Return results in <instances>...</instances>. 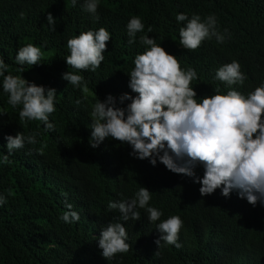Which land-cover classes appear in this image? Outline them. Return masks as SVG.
Listing matches in <instances>:
<instances>
[{"label":"trees","instance_id":"obj_1","mask_svg":"<svg viewBox=\"0 0 264 264\" xmlns=\"http://www.w3.org/2000/svg\"><path fill=\"white\" fill-rule=\"evenodd\" d=\"M48 12L56 19V31L47 24ZM178 13L202 19L214 14L219 31L228 29L225 42L218 44L213 37L187 51L178 42L184 24L176 22ZM97 14L94 21L83 0L75 7L71 0H0V54L9 73L34 74L37 85L57 90L56 111L49 117L55 131L48 132L42 122L19 120V108L7 104L0 78V152L8 154V135L39 133L37 144L26 143L14 150L10 163H0V194L6 198L0 208V264H264V205L254 207L236 191L224 197L221 189L202 197L193 178L174 174L159 161L152 166L130 156L129 145L109 138L92 148L89 129L97 97L103 101L108 94L131 92L127 73L135 55L144 51L141 35L154 37L182 67L196 69L199 79L192 86L198 96L212 94L218 84L225 88L213 77L232 60L240 62L248 77L242 87H234L244 93L254 90L264 81V0H100ZM132 16L142 18L145 31L129 45L126 25ZM100 27L109 30L111 40L100 68L78 73L87 81L84 92L62 79L63 73L76 72L64 60L70 54L67 40ZM28 43L40 46L44 55L40 64L24 65L18 72L17 50ZM195 171L203 176L202 166ZM140 186L153 192L150 206L163 211L161 220L170 215L183 219L182 247L164 242L158 247L160 221L150 223L138 208L140 220L121 221L132 249L106 260L98 246L101 229L121 216L108 209V202L130 199ZM66 204L79 213L78 222L60 219L68 211Z\"/></svg>","mask_w":264,"mask_h":264},{"label":"clouds","instance_id":"obj_2","mask_svg":"<svg viewBox=\"0 0 264 264\" xmlns=\"http://www.w3.org/2000/svg\"><path fill=\"white\" fill-rule=\"evenodd\" d=\"M71 2L75 7L78 0ZM99 6L100 0H83L84 10L93 15L94 21L99 20ZM20 16L23 18L24 13ZM175 19L178 24L184 22L179 29L178 42L187 51L197 50L213 37L218 44L226 40L228 29H224V33L219 31L214 14L202 19L196 13L191 17L178 13ZM46 20L49 28L56 31V19L51 12L47 13ZM126 29L127 43L132 45L137 43V33L145 31V24L140 16H132ZM152 31L149 26L147 32ZM110 40L111 33L105 27L69 38L70 54L64 60L76 72L67 71L62 79L88 92L87 81L78 73L95 72L100 68ZM138 42L144 46V51L135 55L134 68L127 73L131 92L119 97L108 94L103 101L96 96V102L91 104L90 146L96 148L110 138L129 145V155L136 159H147L152 166L159 161L170 172L193 178V182L200 185L202 197L221 189L224 197L236 191L238 198L246 199L254 207L257 203L264 205V81L250 92L240 91L234 86L242 87L248 77L241 71L240 62L232 60L220 66L213 77L225 88L218 84L212 94L201 97L192 86V82L199 79L194 67H182L178 57L157 44L154 37L141 35ZM43 55L41 47L33 43L20 47L15 56V62L21 66L17 71L23 72L24 65L40 64ZM0 78L7 104L19 108L21 122L39 121L46 131H55V124L49 120L56 111L55 88H45L21 75L10 74L2 54ZM81 102L76 100L77 105ZM38 135L33 131L27 136L23 132L6 136L8 154L0 152V163H10L14 150L24 148L26 143L37 144ZM37 152L43 154L42 149ZM197 166L203 167L202 177L196 174ZM152 195L147 187L140 186L130 199L108 202V209L118 210L121 216L101 229L98 246L103 258L112 260L117 254H126L132 249L121 221L140 220L138 208L146 211L150 223L160 221L156 228L161 233L155 241L158 247L161 242L178 249L182 247L178 241L183 219L170 215L161 220L163 211L150 206ZM5 203V196L0 194V208ZM65 207L68 211L60 219L65 223L78 222L79 213L71 210V204Z\"/></svg>","mask_w":264,"mask_h":264},{"label":"rangeland","instance_id":"obj_3","mask_svg":"<svg viewBox=\"0 0 264 264\" xmlns=\"http://www.w3.org/2000/svg\"><path fill=\"white\" fill-rule=\"evenodd\" d=\"M34 77H35L34 74H30L29 76L24 77V78L27 79L28 81H32V80H34V79H33Z\"/></svg>","mask_w":264,"mask_h":264}]
</instances>
